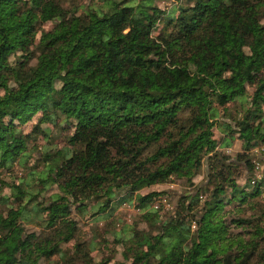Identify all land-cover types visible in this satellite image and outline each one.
Masks as SVG:
<instances>
[{"label": "trees", "instance_id": "trees-1", "mask_svg": "<svg viewBox=\"0 0 264 264\" xmlns=\"http://www.w3.org/2000/svg\"><path fill=\"white\" fill-rule=\"evenodd\" d=\"M129 1L78 12L60 0H0V176L45 124L74 129L64 152L40 153L33 189L0 180L10 192L0 195V264H90L82 242L63 250L77 240L71 210L106 219L156 196L158 210L140 217L156 234L127 227L124 263L264 264V151L251 154L264 144V0H176L167 12L159 0ZM236 103L238 115L219 114ZM33 119L23 134L18 124ZM204 162L206 184L165 220L166 192L138 195L175 179L193 186Z\"/></svg>", "mask_w": 264, "mask_h": 264}, {"label": "rangeland", "instance_id": "rangeland-1", "mask_svg": "<svg viewBox=\"0 0 264 264\" xmlns=\"http://www.w3.org/2000/svg\"><path fill=\"white\" fill-rule=\"evenodd\" d=\"M62 1V4L66 7H69L72 10H76L78 12H83L85 10H96V11H108L111 8L112 2H117L121 0H60ZM141 0H132L127 2L128 6H132L133 4H137ZM156 1V0H153ZM176 3V0H159L156 4H158L159 7H161L165 12L170 11V8L173 3ZM154 3V2H153ZM264 23V20L262 21ZM52 26L50 24H45L42 28L45 30H49ZM234 108L232 105L225 106V107H219L218 111L219 114H222L224 111L232 110L233 114L231 112V116L233 117L235 114H239L240 112V105L239 103L234 104ZM264 111V109H263ZM41 117L40 114L37 115V119ZM219 122H226L231 125V127H234V122H231L230 118H220L219 115L214 121V123ZM36 123V121L33 119L30 123L26 124L25 126H20L18 124V127L21 129L23 134H27L32 130L33 125ZM214 134L216 139L219 140L222 137V133L220 134L221 130L220 128L215 124ZM44 133H41L38 135L36 140L31 143V145H28V148H26V152L23 155V159L21 160V164L18 162L12 163L11 170H3L0 176V180H3L5 184L11 185L15 182L22 181L23 182V188L29 187L34 188L35 183V177L36 175L40 174V172L43 171V163L37 159H40V157H44L41 154L47 153H55L57 151L64 152L65 149H68L70 147V144L68 143V138L73 133V127L67 126L64 124V122H60L57 124V126H48L45 124ZM229 133V130H228ZM231 146L224 147L226 149V152L235 155L236 153L240 152L241 146L240 141L235 139L232 142H230ZM256 150V148L253 149V151ZM251 151V154L255 155V153ZM41 153V154H40ZM25 157L27 159L25 160ZM264 158V154H263ZM264 162V161H263ZM264 164V163H263ZM31 169V170H30ZM206 172H207V164L204 162L200 168L199 175L193 179V186H190L187 184L184 180H173L169 184H165L162 186H152L150 188H146L141 190L138 195H146L152 192H160L164 191L166 192L164 195H161L160 197H163L166 199V202L164 206H162V209L158 212V219L165 220L170 216V214L173 213L175 210L178 198L183 194H193L197 190L198 186H202L206 184ZM33 173V174H30ZM243 177V175H242ZM239 183H242V179L239 180ZM55 192V189H50L47 193L43 194V198H39V201L44 203L46 199H48L49 195ZM9 189L7 187L0 188V195H8ZM261 198H263L264 201V193L262 194ZM260 198V199H261ZM158 197L156 196V200ZM152 202H146V209H143L141 211H138L137 204L139 201L136 199V197L132 198L130 203H126L124 205L118 206L115 211L112 212V215L108 218L104 219L103 216L97 215L93 216L91 211L87 212L86 214L81 213L80 209L73 208L71 210V219L74 220L77 224L78 231L77 235L74 241H71L69 244L65 245L63 247L64 252L69 253L73 251L74 244L77 241H80L84 244V248H86V252L91 259L90 264H131V263H124V254H125V241L124 243H120L121 235L123 232H127L129 228L135 225V228L142 229L144 231H148L149 234L155 235L156 234V228L150 227L148 224L143 222L140 217L143 215L150 207L153 205L155 206L157 201ZM203 201V198L202 200ZM168 204V206H166ZM157 207L160 206V204L156 205ZM233 205L225 206L224 208V215L226 217L227 221H230L233 216L231 217L232 212L235 210L232 209ZM158 210V209H156ZM251 212H248L247 215H250ZM39 218H41L39 216ZM260 225L264 228V217L260 219ZM38 227H34L31 225L26 226V229L28 231H37ZM130 230H128L129 232ZM90 248V249H89ZM57 262V257L54 256L52 258V262ZM82 264V263H79Z\"/></svg>", "mask_w": 264, "mask_h": 264}, {"label": "built area", "instance_id": "built-area-1", "mask_svg": "<svg viewBox=\"0 0 264 264\" xmlns=\"http://www.w3.org/2000/svg\"><path fill=\"white\" fill-rule=\"evenodd\" d=\"M262 151H264V144L261 146V147H259V148H256V150H254L253 152L256 154V156L257 155H260L261 153L260 152H262ZM257 168H258V166H256ZM164 203H165V201H163ZM166 206H168V204H166ZM156 207V209H158V207L157 206H155Z\"/></svg>", "mask_w": 264, "mask_h": 264}]
</instances>
